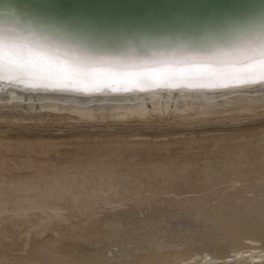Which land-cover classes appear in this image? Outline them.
Instances as JSON below:
<instances>
[{
  "label": "rangeland",
  "instance_id": "rangeland-1",
  "mask_svg": "<svg viewBox=\"0 0 264 264\" xmlns=\"http://www.w3.org/2000/svg\"><path fill=\"white\" fill-rule=\"evenodd\" d=\"M21 110H0V264H189L249 238L264 248V142L235 140L264 116L90 123Z\"/></svg>",
  "mask_w": 264,
  "mask_h": 264
},
{
  "label": "bare ground",
  "instance_id": "bare-ground-1",
  "mask_svg": "<svg viewBox=\"0 0 264 264\" xmlns=\"http://www.w3.org/2000/svg\"><path fill=\"white\" fill-rule=\"evenodd\" d=\"M215 34L204 36V40L208 41L202 46L180 41V47H176L174 54H167L173 57H164V53H166L163 52L164 49L155 48L154 51L157 55L149 57V55L144 56L143 54L149 52L152 49L150 47H143L145 53L138 52L134 47L125 52H114L111 49L103 50L99 47L75 43L70 40L65 41L62 37H60L62 42L59 43L67 42V47L70 50L74 47H78L80 50L60 51L56 47H43V43L35 40H30L35 43L34 47L21 44L23 45L21 48L18 39L12 41L18 50V55L12 57V62L16 64L18 69L27 70L33 75L54 74L57 79L62 81L61 86L47 88H32L29 86L31 81H22L17 78L16 73L8 70L10 62L9 41L8 37H5V70L0 75V110L2 111L4 108L5 110L6 108L10 110L22 109L26 113H30L31 116L32 113L46 111L48 115L51 113L66 114L68 119L90 123L95 121L127 123L128 120L132 119L145 121L150 118L152 120V118L161 119L165 117L182 120L198 118V121L200 119L207 121L209 118L222 114H229L234 119L235 116L241 117L243 115L249 116L250 119L251 117L264 116V79L261 78L259 71L260 50L264 46V28L238 32L229 36L219 32ZM181 35L185 34H180L179 37ZM194 36L198 37V34H194ZM101 38L107 39V37ZM109 39L111 40H107V43L115 42L113 40L116 38L111 37ZM168 49L170 50L171 47ZM252 53L256 54V58L249 60L248 57ZM169 58L173 61L183 60L188 63L183 61L181 63L169 62L171 61ZM148 62L154 63V65L150 66ZM162 62L166 63L162 64ZM137 63L141 66L127 65ZM160 68H182L190 69L196 73L211 72L218 75L213 79H168L166 84L159 86L155 82L151 85L136 86L135 82L130 79L117 78L119 75L130 72ZM245 68L254 69L253 83L245 84L235 81L237 70ZM78 73H85L86 75H78ZM225 79L230 82L229 86H220ZM158 80H160L159 76L154 78V81ZM80 88L89 90H76ZM14 118L17 117L14 116ZM28 118L27 120L30 119ZM192 120L194 121V119ZM17 121H21V119H17ZM240 139L244 141L257 139V142H264V130L238 135L235 140ZM117 143L120 144V141L111 140L108 145ZM127 144L146 146L148 143L128 142ZM117 149L121 148L118 147ZM261 161H264V154ZM262 167L264 166L262 165ZM113 180L110 178L107 181L113 183ZM99 182L103 183L104 180L100 179ZM59 184V182L54 183V185ZM36 209L45 213V208L39 206L31 207L30 210ZM19 211L26 212L29 209ZM53 214L59 215L56 212ZM247 241L249 245L233 250V255L229 257H214L215 255L210 256V254L205 253L203 256L197 257L199 260L191 259L189 264H264V248L258 247L254 239L249 238Z\"/></svg>",
  "mask_w": 264,
  "mask_h": 264
},
{
  "label": "water",
  "instance_id": "water-1",
  "mask_svg": "<svg viewBox=\"0 0 264 264\" xmlns=\"http://www.w3.org/2000/svg\"><path fill=\"white\" fill-rule=\"evenodd\" d=\"M262 27L264 0H0V34H17L20 45L34 47L30 40H35L67 52L80 49L70 50L67 42L59 43L60 37L114 52L134 47L145 53L143 47H150L143 54L149 57L157 55L155 48L164 49V57H173L167 54H174L180 41L202 46L207 35ZM111 37L115 42L107 43ZM170 60L163 61H183Z\"/></svg>",
  "mask_w": 264,
  "mask_h": 264
},
{
  "label": "snow or ice",
  "instance_id": "snow-or-ice-1",
  "mask_svg": "<svg viewBox=\"0 0 264 264\" xmlns=\"http://www.w3.org/2000/svg\"><path fill=\"white\" fill-rule=\"evenodd\" d=\"M18 39L17 34L8 35V50H9V65L8 70L10 72H14L17 75V78L22 81H31L30 87L32 88H47V87H56L61 86L62 81L57 79L54 74H45V75H33L31 72L18 69L16 64L12 62V57L18 55L17 47L12 43V41ZM21 48L23 45L20 46ZM260 61H259V71L261 73V78L264 79V46L261 47L260 50ZM256 58V54L252 53L251 56L248 57L249 60H254ZM5 37L0 34V75L3 74L5 70ZM254 69L245 68L239 69L235 75V81L237 83H253L254 82ZM78 75H86L85 73H78ZM218 75L216 73L211 72H200L196 73L190 69H182V68H160L153 69L141 72H130L127 74L119 75L117 78L130 79L135 82L136 86H145L151 85L153 82L157 83V85H164L167 83L168 79H189V78H198V79H213ZM159 76L160 80L154 81V78ZM229 81L227 79L220 86L227 87L229 86ZM76 90H89L86 88H80ZM130 90V89H125Z\"/></svg>",
  "mask_w": 264,
  "mask_h": 264
}]
</instances>
